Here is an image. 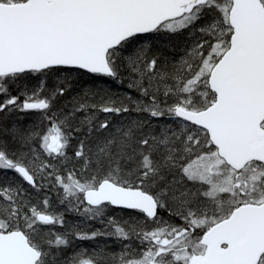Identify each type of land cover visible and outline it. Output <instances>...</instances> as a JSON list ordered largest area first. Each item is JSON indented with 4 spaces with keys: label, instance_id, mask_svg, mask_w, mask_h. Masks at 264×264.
I'll use <instances>...</instances> for the list:
<instances>
[{
    "label": "snow or ice",
    "instance_id": "obj_1",
    "mask_svg": "<svg viewBox=\"0 0 264 264\" xmlns=\"http://www.w3.org/2000/svg\"><path fill=\"white\" fill-rule=\"evenodd\" d=\"M0 264H264V0H0Z\"/></svg>",
    "mask_w": 264,
    "mask_h": 264
}]
</instances>
